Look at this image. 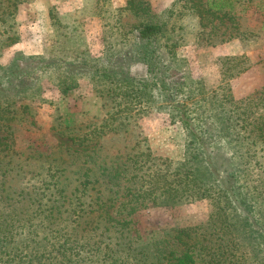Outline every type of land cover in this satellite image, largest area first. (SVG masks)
<instances>
[{
	"label": "rangeland",
	"instance_id": "374dc122",
	"mask_svg": "<svg viewBox=\"0 0 264 264\" xmlns=\"http://www.w3.org/2000/svg\"><path fill=\"white\" fill-rule=\"evenodd\" d=\"M232 1L202 25L185 0H0V264H171L183 242L198 264H264V0ZM146 21L158 68L200 91L240 201L186 197L168 107L97 78L106 63L146 77ZM166 179L164 198L142 192Z\"/></svg>",
	"mask_w": 264,
	"mask_h": 264
},
{
	"label": "trees",
	"instance_id": "16d2710c",
	"mask_svg": "<svg viewBox=\"0 0 264 264\" xmlns=\"http://www.w3.org/2000/svg\"><path fill=\"white\" fill-rule=\"evenodd\" d=\"M185 2L190 3L191 10L197 15L200 23L205 25L204 21L209 16L215 18L226 17L228 15L226 8L233 1L185 0ZM161 29L160 24L146 21L140 24L136 31V44L139 46V50L136 52V61L143 63L147 69V75L143 80H134L129 74L124 73L123 66L120 63L113 65L110 62V64L106 63L98 69L97 78L113 84L114 86L110 87L112 91L117 89L116 85L119 89L124 86L131 88L129 95L132 94L134 97L138 96L139 98L149 95L152 99L156 97L161 104L168 107V116L171 123H178L185 135L183 172L177 174L178 177L175 176V179L181 185V189L189 191L186 197L197 194L205 198L217 197L225 198L226 200L232 198V202H235L241 198L234 177L237 169L231 157L227 155L226 150L222 149L220 145L221 137H217L213 129L210 131L207 126L205 127L207 117L203 114L204 110L199 112L198 104H196L197 98L201 95L200 91L195 94L186 79L167 74V72H162L158 68V55H155L154 43L162 32ZM133 92L136 94H133ZM132 95L129 97H132ZM231 114L232 112H228V121L230 122H232ZM240 123V127L242 129L245 128L247 131V125L243 121ZM262 124H264L263 121L258 122L257 129L260 131L259 135L264 137V131L259 127ZM217 129L224 130V128ZM201 175L202 177H200ZM124 183H117L116 185L120 189H128L129 187ZM172 183L173 180L166 179L162 186H153L152 184L142 192L146 196L156 193L157 197L164 198V195L168 193L167 190H172ZM138 184L140 185V183H134V185ZM173 192L176 191L173 190ZM134 196L132 194V197ZM156 196L149 198L148 201L156 199ZM175 196L173 195L172 197L174 198ZM120 198L119 196V200ZM135 201L138 202L139 200L135 199ZM125 203L127 202L119 201L117 210L124 207ZM142 204L143 202L141 201L136 206H130L129 211L126 213V218L136 211L138 205ZM239 205V203H236L234 209L238 208ZM126 218L120 223L127 224ZM115 221L119 223L120 220ZM180 233L175 237L182 242ZM190 240L189 236L188 241ZM192 242L195 243L196 239L192 240ZM183 244L184 250L178 256L172 258L171 264H198L194 247L190 249L188 242H183Z\"/></svg>",
	"mask_w": 264,
	"mask_h": 264
}]
</instances>
